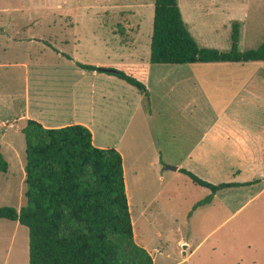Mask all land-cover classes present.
I'll return each mask as SVG.
<instances>
[{
	"label": "rangeland",
	"instance_id": "obj_1",
	"mask_svg": "<svg viewBox=\"0 0 264 264\" xmlns=\"http://www.w3.org/2000/svg\"><path fill=\"white\" fill-rule=\"evenodd\" d=\"M153 1L0 0V153L8 163L7 171L0 172V206L19 209L26 203L25 140H41L43 134L37 127L27 126V118L48 126L82 124L90 129L96 147H111L123 130L129 112L116 103V97L128 83L114 75L82 69L75 61L114 66L128 73L127 51L132 47L142 55L147 49L150 70L142 83L152 91L151 102L158 113H153L149 121L151 130H145L139 128L143 115L138 109L119 146H125L129 139L136 140L138 134L149 137V130L153 140L164 147V159L176 166L194 141V134H183L188 124L164 106L165 99L157 91L168 98L167 79L175 78L176 73L167 74L176 68H192L215 78L230 72L232 77L240 76L241 82L216 88L207 83V97L218 114L241 86L253 93L245 94L241 101L247 102L248 110L257 109L262 133L257 137L241 135L232 145L237 147L233 148L234 155L247 161L241 167L246 177L261 179L220 190L212 205L198 207L207 203L204 201L210 190L184 173L166 177V185L162 186L152 170H145L142 179L139 174L133 179L127 170L124 182L134 245L122 247L120 258H135V264H146L140 247L153 264H264V61L150 63ZM177 3L199 46L228 50L234 20L239 23V51L264 42V0ZM160 77L163 80L158 81ZM133 91L141 93L136 88ZM174 97L173 92L169 99ZM184 100L179 98L180 102ZM38 109L44 120L35 115ZM246 124L250 130L252 121ZM147 150L151 152L148 146ZM163 168L159 167L161 172H168ZM159 188L167 191L152 199L151 191ZM0 264H28L27 228L6 219H0Z\"/></svg>",
	"mask_w": 264,
	"mask_h": 264
},
{
	"label": "trees",
	"instance_id": "obj_2",
	"mask_svg": "<svg viewBox=\"0 0 264 264\" xmlns=\"http://www.w3.org/2000/svg\"><path fill=\"white\" fill-rule=\"evenodd\" d=\"M238 40L239 23L234 20L228 50L199 46L183 21L177 0L153 1L150 63L264 61V42L239 51ZM75 64L114 75L148 95L133 73L114 66ZM26 125L43 133L41 140H25L26 203L19 209L0 206V219L27 228L28 264H135V258H120L122 247L134 245L120 153L113 147L94 146L90 129L82 124L46 128L27 119ZM7 167L0 153V172L5 173ZM178 171L210 190L204 202L219 189L257 182L214 184L186 169ZM139 249L146 264H153L145 249Z\"/></svg>",
	"mask_w": 264,
	"mask_h": 264
},
{
	"label": "crops",
	"instance_id": "obj_3",
	"mask_svg": "<svg viewBox=\"0 0 264 264\" xmlns=\"http://www.w3.org/2000/svg\"><path fill=\"white\" fill-rule=\"evenodd\" d=\"M146 50L147 49L144 50L142 55H139L137 54L136 50L131 47V49H129L126 53L128 54L127 60L129 61V63H125L126 68H128L126 70H128L130 73H133L137 79H140V81H142L143 78L148 75L150 70V67L147 64ZM121 60L123 61V59ZM118 65L121 66L122 64L119 63ZM174 73H176L175 78L167 79L169 81L167 82L169 84V88L167 90L168 98L158 91L157 94L163 98V100L165 99L164 106H166L167 109H171L172 111L178 113L180 117L184 119L183 124H188V127L183 129V134H194V141L191 142L187 148V151L180 158L179 163L176 164V170L162 169V171L168 172H161L159 169L160 166L171 163L164 159L165 157L162 155V150L164 147L157 144L155 138L153 140L151 131L148 130L150 135L149 137L138 134L136 140L133 141L129 139L127 144L121 148L119 145L121 144V140L124 137V130L126 126L130 125L132 116L138 109L143 115V122H141V126H139V128L143 127L145 130L148 128L150 129L149 121H151L153 113H158V109L153 106L155 104H152L151 102L152 91L150 89H147L148 95L144 96L141 91L140 94L135 93L133 88L136 87L127 84V88L123 89L121 95L117 94L116 103L120 102L122 104L121 107L127 109L129 115L123 130L119 131L116 141L111 145V147L115 148L122 157L123 175L125 178L124 181L126 180L127 170L133 179L138 174L142 179L143 177L141 174L146 173L145 170H152L153 172H156H151L152 175L156 176L160 184L161 182L163 183L162 186H165L166 177L172 178L176 175H179L178 169L184 167L188 168L189 171L204 180H208L209 182H212L211 180H213L214 182L212 183L214 184L222 182L244 183L249 181H260L261 178H258V176H253L252 178L246 177V171L241 167L242 165H247V161L242 160L238 155H234L233 148L237 147L232 145L233 143L237 144V138H241V135L250 133L254 137H257L258 134L262 133V126H260L261 117L257 112V109L248 110L249 108H246L249 106L247 102L242 103L241 101L242 96L245 94L251 95L253 93L241 86V88H239L234 93L235 97L233 100L218 114H216L207 97L209 86L210 88L228 86L229 84L234 83L233 81L241 82V77H232L230 76V72L218 74L217 77L220 78H215L212 75L203 76L200 72L192 68H176L174 70H170L167 76H170ZM161 80L163 79L160 77L158 81ZM222 81L225 82L220 83ZM207 83L211 84L208 86ZM173 92L175 94L174 99H169ZM143 97H145V99L148 101L147 106L144 103ZM181 97H185L183 102L179 101V98ZM36 107L39 108L41 106L36 105ZM35 115L39 120L40 118H42V120L45 119V116L39 109ZM21 117L23 118V116ZM26 118L27 117H25V119ZM247 121H252V128L250 127V130L247 128ZM41 125L46 128L59 127L48 126L45 123H42ZM147 146L151 149V152H148ZM240 146L241 145L238 147ZM125 157H127V159ZM232 164L235 166L234 170L231 168ZM231 177L232 180L230 179ZM146 186L147 185L145 184V187ZM240 186L219 189L213 194L211 201L198 205V207L212 205L214 198L217 196V193L220 190L236 188ZM204 188L206 189V187ZM166 191L167 189L162 190L159 188V190L151 191L150 195L152 199H156L159 197V195L162 196V193L165 194Z\"/></svg>",
	"mask_w": 264,
	"mask_h": 264
},
{
	"label": "water",
	"instance_id": "obj_4",
	"mask_svg": "<svg viewBox=\"0 0 264 264\" xmlns=\"http://www.w3.org/2000/svg\"><path fill=\"white\" fill-rule=\"evenodd\" d=\"M164 169L176 170V166H174V165H169V164H165V165H164Z\"/></svg>",
	"mask_w": 264,
	"mask_h": 264
}]
</instances>
